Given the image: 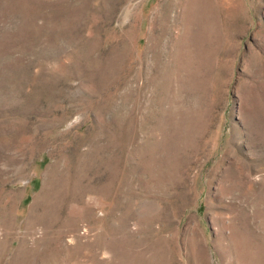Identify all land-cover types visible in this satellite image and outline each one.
<instances>
[{
    "label": "rangeland",
    "instance_id": "obj_1",
    "mask_svg": "<svg viewBox=\"0 0 264 264\" xmlns=\"http://www.w3.org/2000/svg\"><path fill=\"white\" fill-rule=\"evenodd\" d=\"M0 264H264V0H0Z\"/></svg>",
    "mask_w": 264,
    "mask_h": 264
}]
</instances>
